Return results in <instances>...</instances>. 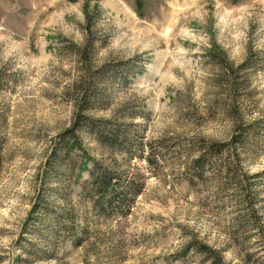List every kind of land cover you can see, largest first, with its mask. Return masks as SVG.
Masks as SVG:
<instances>
[{
	"label": "rangeland",
	"instance_id": "374dc122",
	"mask_svg": "<svg viewBox=\"0 0 264 264\" xmlns=\"http://www.w3.org/2000/svg\"><path fill=\"white\" fill-rule=\"evenodd\" d=\"M91 86L128 142L51 158ZM236 135L240 182L235 152L193 169ZM95 162L128 213L84 192ZM0 264H264V0H0Z\"/></svg>",
	"mask_w": 264,
	"mask_h": 264
},
{
	"label": "trees",
	"instance_id": "16d2710c",
	"mask_svg": "<svg viewBox=\"0 0 264 264\" xmlns=\"http://www.w3.org/2000/svg\"><path fill=\"white\" fill-rule=\"evenodd\" d=\"M231 86L233 87V85ZM91 88L92 89L90 90H92L93 94L91 93V91H88V89H84L82 91L81 89L78 88L77 92L82 96V102H80L76 110L78 115L77 117H79V119L75 121L71 129L65 132V134L63 135V142L61 141L59 143L60 148L54 151V153L51 155V158L58 159V161L60 162L64 161V159H67L70 156L69 153L71 151L70 146H68V142L70 145L71 144L70 142L73 141L72 144L75 145V147L76 146L80 147L78 146L79 141L77 135V131L79 130H86L88 134L95 136L97 138V141L101 145L110 148H119L121 144H126L128 142V140L123 135H120L119 128L114 129V127H112L110 121L89 118L87 117V115L84 114L86 111H89L90 109V101L96 97L94 93L96 89L92 86ZM89 94L92 95L90 96ZM67 137H70V139L67 140V145H65ZM237 138H238L237 135L233 137L230 144L224 142V143H212L207 145L204 149H202L201 155L197 159L192 161L193 169H195L196 171H200L203 174L204 170L208 168V166L214 167L216 165L217 161L215 159H219L221 155L235 152L236 160L234 162H232V160L220 161L219 164H217V166L220 169V171H223L225 173H230V171H232L230 179H232L233 182H235L236 180L240 182L241 179L239 178L236 172L239 170L238 168L237 169L235 168V167L242 168L239 155L237 154V149H236L239 146L238 144L240 142L238 141ZM48 166L50 167V163L47 164V167ZM56 170L58 169L56 168L55 171ZM55 171L53 172L55 173ZM115 176L116 175L110 172L107 168H105L104 165H102L99 162L97 163L95 162L93 165V169L90 172L89 180L85 181L82 185L83 190L88 197H91L92 200H95L96 206L101 205V207L104 206L106 208L105 211L106 214H111L113 213L114 210H116L118 214L120 213L126 214L128 213V209H129L128 203L131 201L132 198H134L136 195H139L140 193L138 189L139 187L137 186V184L134 183H129L128 185L123 186L120 183V181H117ZM79 178L81 179L82 176H79ZM249 203L251 204L252 210L255 212V209H253L251 201ZM65 215L66 217L69 216L68 213L63 211L61 218H64ZM72 223L75 227L76 224L74 220ZM86 232L87 231H84V233ZM81 241H83L82 238L79 239V242ZM202 248H204L202 247V245L198 247L199 250H201Z\"/></svg>",
	"mask_w": 264,
	"mask_h": 264
}]
</instances>
